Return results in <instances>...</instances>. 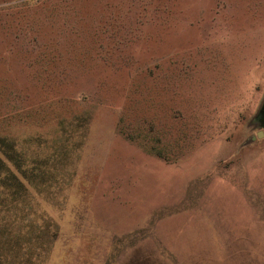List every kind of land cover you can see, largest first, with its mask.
<instances>
[{"label":"rangeland","instance_id":"obj_1","mask_svg":"<svg viewBox=\"0 0 264 264\" xmlns=\"http://www.w3.org/2000/svg\"><path fill=\"white\" fill-rule=\"evenodd\" d=\"M263 101L264 0H0L40 264H264Z\"/></svg>","mask_w":264,"mask_h":264},{"label":"trees","instance_id":"obj_2","mask_svg":"<svg viewBox=\"0 0 264 264\" xmlns=\"http://www.w3.org/2000/svg\"><path fill=\"white\" fill-rule=\"evenodd\" d=\"M13 149L11 147V151ZM23 171L9 152L0 154V264H40V251L45 246L38 250L36 246L46 241L41 236L49 235L51 241L47 242L52 243L57 235V228H51L54 226L52 221L51 225H45L33 214L27 216L30 200L27 199V188L17 174L23 175ZM36 230L40 233L36 234Z\"/></svg>","mask_w":264,"mask_h":264},{"label":"water","instance_id":"obj_3","mask_svg":"<svg viewBox=\"0 0 264 264\" xmlns=\"http://www.w3.org/2000/svg\"><path fill=\"white\" fill-rule=\"evenodd\" d=\"M263 112H264V101H263V106H262ZM264 123V122H263ZM258 136H260V132L258 133Z\"/></svg>","mask_w":264,"mask_h":264}]
</instances>
